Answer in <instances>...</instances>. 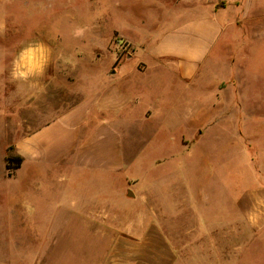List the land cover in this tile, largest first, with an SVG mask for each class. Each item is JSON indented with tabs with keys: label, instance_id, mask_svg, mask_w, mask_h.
<instances>
[{
	"label": "crops",
	"instance_id": "crops-1",
	"mask_svg": "<svg viewBox=\"0 0 264 264\" xmlns=\"http://www.w3.org/2000/svg\"><path fill=\"white\" fill-rule=\"evenodd\" d=\"M149 1L148 13L125 29L104 18L103 50L111 34L131 45L117 61L96 51L103 34L85 26L82 42L91 48L76 74L81 97L18 139L19 172L35 173L18 183L54 195L9 199L23 221L15 264H264V0ZM58 36L40 31L33 48H44L22 68L32 69L36 92L66 59L54 46ZM177 107L195 122L194 155L212 150L204 139L225 141L231 163L159 164L143 185L125 176L131 207L120 209L95 179L130 167L142 137L112 125L169 122L183 114ZM42 219L48 230L27 223Z\"/></svg>",
	"mask_w": 264,
	"mask_h": 264
},
{
	"label": "rangeland",
	"instance_id": "rangeland-1",
	"mask_svg": "<svg viewBox=\"0 0 264 264\" xmlns=\"http://www.w3.org/2000/svg\"><path fill=\"white\" fill-rule=\"evenodd\" d=\"M150 2L149 0H0V18L6 23V31L0 33V264L18 263L21 255L18 251V242L19 233L23 228L20 223L23 221L17 218L18 205L13 203L15 201L8 203L9 199L18 196L54 195L50 188L38 189L28 182L18 183L19 179L33 180L35 173L19 172L23 159L18 168H7V157L18 155L16 144L19 138L39 128L56 115H60L81 97L76 91L80 88L79 75L76 74H81L86 62L84 55L89 53L91 48L90 45L85 44V41L82 42V31L85 26H93L103 34L97 45L99 49L96 51L114 56L117 61L125 53L116 51L114 42L118 38H123L111 34L110 41L103 50L105 34L109 31L107 24L103 25L104 18L105 21L109 18L107 21H111L112 26L125 29L126 25L132 22L138 24L140 16L148 13ZM78 30L81 32L80 35L76 34ZM40 31L43 37L54 38L59 35L58 39L54 40V46L57 53H63L66 59L57 61V74L52 75V78L47 76L45 90L36 92L32 79H14L11 73L19 51L29 46L33 47ZM74 52L80 55L73 59ZM103 64V60L99 61L98 67L104 66ZM206 78L207 75L202 76V84ZM80 83L83 84L82 78ZM174 95L175 93L171 94ZM177 108L183 110V114L169 122L155 118L142 125L130 123L112 125L120 126L124 130L127 128L130 130L132 127L134 134L142 137L139 140L137 156L130 167L123 172H117L111 178L99 175V178L95 179L105 182L110 191L109 197L120 209L131 207L125 196V176L137 177L139 184L143 185L148 180L149 171L156 169L159 164L193 165L197 162L203 169L209 170L214 164L231 163L224 154L225 141L204 139L203 144L208 148L214 142L212 150L207 149L210 152L203 155L200 160L194 155L195 147L191 143V138H193L195 122L186 109ZM197 146L198 150H201V143ZM13 165L10 162L9 166ZM27 165L28 162L25 161V166ZM40 169L42 168H38ZM42 170L41 177L36 174L37 177L49 178L48 171ZM224 171H216V175ZM237 174L234 172V175ZM198 177L200 180L203 179L200 174ZM93 178L94 174H89L77 177V180ZM213 179L215 182L214 177ZM139 184L137 183L138 186ZM219 190L221 191V188ZM229 190L236 194L240 188L235 184ZM27 223L31 225L39 223L42 231L48 230L49 226V221L46 219L30 220ZM63 248L64 243L60 246L58 254Z\"/></svg>",
	"mask_w": 264,
	"mask_h": 264
},
{
	"label": "clouds",
	"instance_id": "clouds-1",
	"mask_svg": "<svg viewBox=\"0 0 264 264\" xmlns=\"http://www.w3.org/2000/svg\"><path fill=\"white\" fill-rule=\"evenodd\" d=\"M6 31V23L3 18H0V33H3ZM77 35H80L81 32L78 30ZM44 48V45L39 44L35 48L32 46H29L28 48L21 51L18 58L14 61V68L11 73L12 77L14 79H27L29 75L33 74V71L31 68H29L27 71H23V66L27 63L28 59L38 50H42ZM42 71V67L40 69Z\"/></svg>",
	"mask_w": 264,
	"mask_h": 264
},
{
	"label": "built area",
	"instance_id": "built-area-1",
	"mask_svg": "<svg viewBox=\"0 0 264 264\" xmlns=\"http://www.w3.org/2000/svg\"><path fill=\"white\" fill-rule=\"evenodd\" d=\"M114 48L116 49V51H121L122 53H129L131 51V45L125 41L124 39L118 38L116 39V41L114 42Z\"/></svg>",
	"mask_w": 264,
	"mask_h": 264
},
{
	"label": "trees",
	"instance_id": "trees-1",
	"mask_svg": "<svg viewBox=\"0 0 264 264\" xmlns=\"http://www.w3.org/2000/svg\"><path fill=\"white\" fill-rule=\"evenodd\" d=\"M21 161H22V157L19 155L9 156L7 157V168H18ZM10 162L14 164L12 167L9 166Z\"/></svg>",
	"mask_w": 264,
	"mask_h": 264
},
{
	"label": "water",
	"instance_id": "water-1",
	"mask_svg": "<svg viewBox=\"0 0 264 264\" xmlns=\"http://www.w3.org/2000/svg\"><path fill=\"white\" fill-rule=\"evenodd\" d=\"M130 194H132V193L130 192Z\"/></svg>",
	"mask_w": 264,
	"mask_h": 264
}]
</instances>
